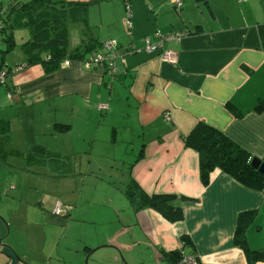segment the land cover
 <instances>
[{"label":"crops","instance_id":"0c3cea01","mask_svg":"<svg viewBox=\"0 0 264 264\" xmlns=\"http://www.w3.org/2000/svg\"><path fill=\"white\" fill-rule=\"evenodd\" d=\"M29 1L0 8L6 15ZM50 1L85 3L68 43L91 51L52 67L47 53L23 46L32 34L23 26L0 52V65L18 68L0 84V264H172L164 255L172 251L248 264L233 242L242 212L252 213L246 245L264 252V187L219 170L204 186L182 138L205 123L264 161V0ZM157 31L181 33L162 41L173 62L144 49ZM106 39L117 43L114 77L88 63ZM133 155L111 180L109 164L120 162L112 157ZM140 194L188 198L183 218L166 220Z\"/></svg>","mask_w":264,"mask_h":264},{"label":"trees","instance_id":"16d2710c","mask_svg":"<svg viewBox=\"0 0 264 264\" xmlns=\"http://www.w3.org/2000/svg\"><path fill=\"white\" fill-rule=\"evenodd\" d=\"M0 11L2 22L0 44L5 45V48H0V52L5 53L13 47V30L23 26H30L32 31L30 38L23 43V46H29L28 51L47 53L45 62L52 64V67H56L65 56L80 59L91 51L86 43L75 45L73 48H70L68 43L69 25L75 20L84 18L85 3L55 4L50 0H31L12 6L6 15L1 8ZM260 32L261 43L264 46V26L260 28ZM36 60L28 59L31 62ZM182 138L184 144L198 154L199 177L204 186L209 183L211 173L219 170L247 188L261 190L264 187V175L250 164L253 157L228 139L220 130L205 123H198L188 135ZM139 197L143 206L156 210L170 222L183 218L181 204L183 200H188L186 197L170 194L150 196L140 194ZM251 216V212H242L238 215L233 242L243 249L248 264H256L264 261V252L250 249L246 245L244 230ZM164 255L172 264H177L180 258V253L176 251L166 252Z\"/></svg>","mask_w":264,"mask_h":264},{"label":"built area","instance_id":"2783aa9c","mask_svg":"<svg viewBox=\"0 0 264 264\" xmlns=\"http://www.w3.org/2000/svg\"><path fill=\"white\" fill-rule=\"evenodd\" d=\"M175 5L179 6L182 3V0H174ZM1 14V11H0ZM125 16L127 25L130 27L131 22V10L128 4L125 5ZM1 18H0V31H1ZM181 36V33L179 32H173L168 34H162L160 32H155L153 36L146 37L144 39V49L149 52H155L160 51V57L163 61L166 62H173L174 61V53L170 50H164L162 49V41L163 40H169V39H177ZM117 47V43L115 39H106L103 40L100 44V47L98 50H95L90 58L88 59V63H96L101 69L106 71L105 73L109 77H114L117 70V60H116V53L115 48ZM135 50V49H134ZM65 64H68V61L64 62ZM18 68L14 69H8L7 67L0 65V84H3L7 76L9 75L10 71H14ZM98 108L100 110L107 109L106 103H99ZM166 118H169L168 114H165ZM53 212L55 214H60L62 212V207L59 202H57L54 206ZM179 264H201L197 257L193 254H183L180 257Z\"/></svg>","mask_w":264,"mask_h":264},{"label":"rangeland","instance_id":"374dc122","mask_svg":"<svg viewBox=\"0 0 264 264\" xmlns=\"http://www.w3.org/2000/svg\"><path fill=\"white\" fill-rule=\"evenodd\" d=\"M115 158L117 160H120V162H123L122 164L118 161H111V164L109 168H111L110 173H109V178H111V180H115L118 176H121L122 173H125L127 171V167L128 165L133 162L135 155H133L132 157H112ZM85 161L87 159V157L84 158ZM94 164V161H93ZM86 174V173H85ZM85 179H88V176L86 175H82ZM87 183V180L85 182V185Z\"/></svg>","mask_w":264,"mask_h":264},{"label":"water","instance_id":"95a60500","mask_svg":"<svg viewBox=\"0 0 264 264\" xmlns=\"http://www.w3.org/2000/svg\"><path fill=\"white\" fill-rule=\"evenodd\" d=\"M250 164L252 167L256 168L260 174L264 175V161L258 157H253Z\"/></svg>","mask_w":264,"mask_h":264}]
</instances>
